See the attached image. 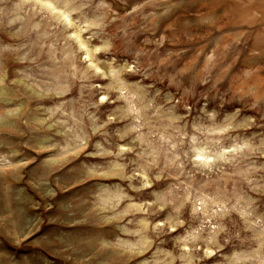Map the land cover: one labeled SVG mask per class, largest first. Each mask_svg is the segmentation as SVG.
<instances>
[{
  "label": "rangeland",
  "instance_id": "rangeland-1",
  "mask_svg": "<svg viewBox=\"0 0 264 264\" xmlns=\"http://www.w3.org/2000/svg\"><path fill=\"white\" fill-rule=\"evenodd\" d=\"M0 264H264V0H0Z\"/></svg>",
  "mask_w": 264,
  "mask_h": 264
}]
</instances>
